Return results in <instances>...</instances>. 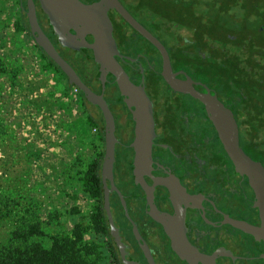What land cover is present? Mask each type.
I'll use <instances>...</instances> for the list:
<instances>
[{"label":"flooded vegetation","instance_id":"af4514ba","mask_svg":"<svg viewBox=\"0 0 264 264\" xmlns=\"http://www.w3.org/2000/svg\"><path fill=\"white\" fill-rule=\"evenodd\" d=\"M20 1L21 14L27 16V0ZM34 1L44 32L84 83L95 93H103L114 116L117 142L113 182L116 189L110 193V210L124 244V253L131 264H149L146 251L156 264H190L173 250L174 244L187 251L189 255L186 253V256L196 264H264V238H256L232 224L243 221L262 226L263 220L254 204L256 196L249 179L235 170L209 118L206 105L190 93L173 89L166 81L163 53L115 8L108 7L107 15L112 22L119 51L115 57L132 83L144 88L152 104L151 160L146 159V165L142 166V152H138L136 142V107L129 105V98L121 94L115 76L108 74L105 80L102 79L100 65L95 62L91 49L75 48L58 41L39 0ZM81 1L89 5L100 0ZM119 1L164 45L178 79H189L196 91L217 96L226 108L233 111L241 147L264 165L263 160L255 159L242 146L240 135L246 131L247 125L241 124L243 115H237L235 111L233 91L222 85L220 80L199 74L201 71L208 74L209 71L201 70L202 64L212 60L217 51L216 44L209 51L207 42L199 46L197 33L190 26L182 25V19L175 20L173 25L165 23L166 17L185 12V3L189 12L203 15L204 22L210 21L206 12L207 0H172L173 5H164L162 10L147 7L146 0ZM159 13L164 15L163 18ZM71 32L76 34L75 30ZM86 39L89 43L94 41L90 34H86ZM199 55L203 56V61ZM79 96L83 113L91 125L90 135L97 139L96 155L88 163L98 164L100 178L99 193L93 196L85 191L84 194L89 204L85 209L86 222L90 225L92 216L100 213L104 227L102 233L89 229L87 238L91 240V235L102 238V242L97 241L102 248H107L114 264H124L111 234L104 201V115L98 106L85 97L84 100L81 91ZM156 217L162 218L163 222Z\"/></svg>","mask_w":264,"mask_h":264},{"label":"trees","instance_id":"16d2710c","mask_svg":"<svg viewBox=\"0 0 264 264\" xmlns=\"http://www.w3.org/2000/svg\"><path fill=\"white\" fill-rule=\"evenodd\" d=\"M146 1L147 7L157 10H162L164 5L167 7L173 5L172 0ZM18 3L21 5L20 0ZM186 4L183 5L185 12L180 11L166 17L165 23L173 25L175 20L182 19V25L190 26L197 33L196 42L199 46L202 47L204 46L202 43L207 42L208 51L215 42L221 46V51L217 47L208 64L201 65L203 67L201 70L209 71L210 75L203 71L199 74L220 80L222 85L233 91L235 111L237 115H243L241 124L247 125L246 131H242L240 135L242 146L255 159L264 161V0H207L206 8L208 13L210 11L207 14L210 20L208 22H204L203 15L198 16L189 12ZM19 8L21 9V6ZM236 8L238 12L233 10ZM21 13L22 10L17 20H14L9 34L0 37V75L7 76L12 86L18 84L17 77L24 68L22 58L17 57V54L23 56L20 36L27 32L35 42L27 16L23 17ZM159 14L163 18L164 15ZM35 45L41 51L43 71L62 74L66 80V88H71L68 77L60 67L36 42ZM11 47H14V50L7 51ZM199 56L203 61V56ZM2 90L3 86L0 85V94ZM81 96L84 98L82 92ZM1 100L0 95V106ZM43 102L49 106L46 100ZM75 125L73 123L72 126H68L62 123L61 126L66 129H77ZM14 134L13 128L6 123L0 111V138L10 139L12 143L10 150L13 153L10 156L13 158L17 153H21V156H25L21 165L29 167L27 164L40 152L29 145H26L29 146V151L26 152ZM77 165L74 174L76 185L93 196L97 195L100 181L98 164L80 161ZM20 172L22 170L17 171L14 177L27 181ZM5 182L12 181L7 179ZM6 191L1 188L0 192V264L102 263L104 259L102 245L87 238L91 228L96 233L104 231L100 213L92 216L90 225L87 224L86 217H80L70 229H66L63 217L69 214L74 216L79 211L63 213L54 209L43 216L39 204L41 197H31L19 188L12 192L6 188ZM7 223L10 225L8 230L2 232Z\"/></svg>","mask_w":264,"mask_h":264},{"label":"water","instance_id":"95a60500","mask_svg":"<svg viewBox=\"0 0 264 264\" xmlns=\"http://www.w3.org/2000/svg\"><path fill=\"white\" fill-rule=\"evenodd\" d=\"M41 9L47 14L54 33L58 36V41L64 45H72L75 48H89L94 53V60L100 65L102 79L105 80L108 74L116 78L121 94L125 95L129 105L136 107L134 116L137 120V146L138 152H142L140 165H146V159L151 160V134L153 133L152 104L143 87H136L130 80L121 64L116 59L119 55L116 40L113 36V26L107 15L108 7L115 8L126 20H128L137 30L146 36L163 53L164 68L163 76L170 86L181 92L192 94L199 98L205 105L209 118L213 121L219 137L230 156L235 170L241 175H246L254 190L256 200L255 206L259 208L262 217V226L256 227L247 222L234 221L232 224L254 235L256 238H264V165L261 161L254 160L240 145L239 127L231 109L218 99L217 96L200 93L192 86V81H183L176 77L173 72L168 53L164 45L142 25H140L123 7L119 0H100L94 4H85L81 0H39ZM27 18L31 34L38 46L60 67L68 77L70 85L77 87L84 97L92 104L98 106L105 119V156L102 165V178L104 183V201L107 210L111 234L116 242L122 262L131 264L124 253L119 229L114 224L110 210V193L114 191L113 168L115 161V146L117 137L115 135V119L110 110L104 95L95 93L81 79L76 69L60 54L50 37L42 29L36 11L34 0H27ZM75 30L76 34L71 31ZM86 34L94 37V41L89 43ZM74 43V44H71ZM110 182V187L108 186ZM116 189V188H115ZM163 222V219L156 217ZM173 250L186 258L190 264H196L186 256L187 251L173 245ZM189 255V254H188ZM149 264H156L153 257L146 251ZM210 264V263H208Z\"/></svg>","mask_w":264,"mask_h":264},{"label":"rangeland","instance_id":"374dc122","mask_svg":"<svg viewBox=\"0 0 264 264\" xmlns=\"http://www.w3.org/2000/svg\"><path fill=\"white\" fill-rule=\"evenodd\" d=\"M16 4V10L17 14L19 17L20 10L17 7ZM208 9H206L207 14ZM236 12V9H233ZM236 18H239V16H236ZM20 45H21V53H23V56L21 54H17V57L19 56L22 58V64L24 65L23 70L19 73L17 82L18 84L12 86L11 83L9 82V78L5 75H0V85L3 86V90L1 92V115L5 119L6 123L13 128L15 132V139H17L20 144L24 147V150L26 152L29 151V146L35 149V147H38V144H41L44 142L45 144L51 143L52 139H54V135H46L43 134V136H29V137H24L22 136L21 130L24 128L29 129L30 127H37L39 125V120L36 118H39L40 115L45 114L43 112L44 110L50 109V105L47 107L46 103L43 102V100H46L48 102L49 98L47 95L42 94V90L39 88L40 86V76L45 82V86L47 85V88L54 87V85L51 83H48V79L50 78V75H52L51 72H45L42 69V58H41V51L37 48L35 45V42L33 41L31 35L27 32L23 33L20 36L19 39ZM216 43V42H215ZM213 43V44H215ZM219 49L221 48L220 45H216ZM13 51L14 47L9 48L7 51ZM12 56V55H11ZM41 70L43 72H41ZM59 75V74H58ZM63 77L64 82H66L65 77L60 74L59 78ZM58 80V79H57ZM58 88L60 91L63 90V87L66 84H63L60 81L58 82ZM68 99V96L66 97ZM78 98L80 96L78 95L76 97V100H71V103L73 102H78ZM69 101V100H68ZM65 103H60V107L69 110V102ZM81 103V100L79 99ZM49 104V102H48ZM80 109V108H79ZM76 110L77 113L81 112V110ZM81 109L83 110V107L81 105ZM78 122H76V128L78 132L82 135H84V138H82L83 143L85 144L86 142V148L90 151L88 154V161L91 160L93 155H95L96 152V143L97 139L96 136L90 135L91 131V125L88 121L87 118H85L82 114L79 116ZM36 126H34V124ZM49 123V122H47ZM49 124H47L48 126ZM81 137V136H80ZM27 138V139H26ZM65 141L68 142V139L65 137ZM11 140L10 139H2L0 138V192L1 188L5 189L6 188L10 189V191H15L16 188H19L21 191H26L31 197H41V201H39L40 207L42 211H40L43 216H46L48 211L50 209L48 208L49 200H48V187H50V184L45 183L43 185H36L35 184V179H38L39 177H49L51 173H49V169L43 167L42 163L44 164V159L47 157L48 154L42 156V158H39L41 155L36 156L35 159H33L29 164H27L29 167H24L21 165L23 164V159L25 156L22 155L21 153H15L16 155H13L11 152ZM29 145V146H26ZM49 144L47 145V147ZM51 147V145H50ZM37 151V150H36ZM48 151V150H46ZM49 156H50V152ZM90 157V158H89ZM20 173L24 174V179L27 178V181L19 180L18 178H15L14 175H16L17 171H21ZM27 170V172H26ZM12 175V177H11ZM8 179L9 181H12L11 183H6L5 181ZM44 179V178H43ZM26 180V179H25ZM19 181V182H18ZM8 185V186H7ZM41 187V190L38 189V187ZM9 191V190H8ZM6 191V192H8ZM9 193V192H8ZM14 193V192H13ZM82 198H85L83 193H82ZM45 205V206H43ZM64 213V211H62ZM83 211H81L82 213ZM85 212V211H84ZM83 212V213H84ZM80 217H86L85 214ZM79 217V218H80ZM78 219V216H71L66 215L63 217L62 220L65 221V228L70 229L73 225V223ZM8 224V223H7ZM9 224L3 227L2 232H6L9 228ZM89 238V237H88ZM97 238V239H96ZM91 240H98L102 242V238L95 237L94 235H91ZM103 253H104V259L101 261V264H114L112 256L108 253L107 248L103 247L102 248Z\"/></svg>","mask_w":264,"mask_h":264},{"label":"crops","instance_id":"0c3cea01","mask_svg":"<svg viewBox=\"0 0 264 264\" xmlns=\"http://www.w3.org/2000/svg\"><path fill=\"white\" fill-rule=\"evenodd\" d=\"M15 3H17L18 8L21 6L18 0H0V37H6V35L9 34L13 27L14 20L18 18V15H16L17 10L15 9ZM19 10L21 9L19 8ZM41 72L43 71L41 70ZM51 73L52 75H50L48 83H52L54 87L47 88V85L45 86V82L47 81H43L41 76L39 81V88L42 90V94L47 95L45 98H49L48 102L50 109L44 110L43 112H45V114L36 118L39 120V125L37 127H30L29 129H27L28 127L24 128L21 130L20 134L24 137L43 136V134L54 135L55 138L52 139L51 143H48V147V144L44 142L38 144V147H35L38 148L35 150L42 152L39 158L44 156V152L45 155L48 154L42 165L48 168L49 173H51V175L47 177V180L46 177L35 179V184H50V187H48V208L50 210L79 211V213L74 214V216H78L79 218L84 214L87 216V211H85V209L89 208V204L86 202L85 198L81 197L82 193L83 195L85 194V191H83L80 186L76 185L77 182L74 179V174L78 168L77 164L80 161L89 162L87 156L90 151L85 147L87 141H85V144L83 143L82 138H84V135L80 134L75 128L66 129L61 125L62 123L68 126H72L73 123L75 125L76 122L80 121L79 116L81 114L85 118L87 117L81 109V104L78 103L80 102L79 99L78 102H76L77 99L72 93L73 87L66 88L64 85L63 90L60 91V86L58 88L57 81L59 82L61 78L63 84H66V82H64L63 77L59 78V75L55 72ZM67 96L68 99L66 98ZM71 100L76 101L71 103ZM67 101L69 102V110L66 111V109L60 107V103H65ZM78 109L81 110V112L77 113L76 110ZM33 124L36 126L35 123ZM47 124L49 125L47 126ZM65 137L68 139V142L65 141ZM48 152L51 153L50 156ZM95 155H93V157ZM38 189L41 190V187L39 186ZM81 211L85 212L81 213Z\"/></svg>","mask_w":264,"mask_h":264},{"label":"built area","instance_id":"2783aa9c","mask_svg":"<svg viewBox=\"0 0 264 264\" xmlns=\"http://www.w3.org/2000/svg\"><path fill=\"white\" fill-rule=\"evenodd\" d=\"M72 93L75 97H77L80 93V90L77 87L73 86Z\"/></svg>","mask_w":264,"mask_h":264}]
</instances>
